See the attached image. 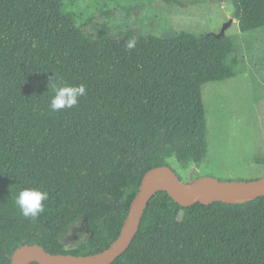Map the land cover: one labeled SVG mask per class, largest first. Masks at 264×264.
<instances>
[{"label": "trees", "instance_id": "1", "mask_svg": "<svg viewBox=\"0 0 264 264\" xmlns=\"http://www.w3.org/2000/svg\"><path fill=\"white\" fill-rule=\"evenodd\" d=\"M81 1L0 0V264L26 244L74 255L108 248L147 171L205 163L203 86L234 77L242 63L239 44L213 33L112 36L68 7ZM232 2L241 31L264 27V0ZM58 80L87 93L54 112ZM25 187L49 194L35 220L15 203ZM111 264H264V196L186 207L159 191Z\"/></svg>", "mask_w": 264, "mask_h": 264}, {"label": "rangeland", "instance_id": "2", "mask_svg": "<svg viewBox=\"0 0 264 264\" xmlns=\"http://www.w3.org/2000/svg\"><path fill=\"white\" fill-rule=\"evenodd\" d=\"M87 0L69 3L81 18L112 29V36L128 29L141 34L174 36L219 34L240 46L242 61L234 77L203 86L208 119L209 155L200 166L173 164L184 183L200 176L221 181H251L264 177V27L243 32L233 17L232 0ZM176 162V160H173ZM81 227L71 231L76 237Z\"/></svg>", "mask_w": 264, "mask_h": 264}, {"label": "water", "instance_id": "3", "mask_svg": "<svg viewBox=\"0 0 264 264\" xmlns=\"http://www.w3.org/2000/svg\"><path fill=\"white\" fill-rule=\"evenodd\" d=\"M232 23L233 19L216 36L226 37V30ZM159 191L168 192L176 202L186 207L197 202L245 203L264 196V177L251 181H221L214 177L200 176L184 183L172 167H154L144 174L121 232L108 248L91 255H74L54 254L39 244H26L14 252L12 264H111L133 242L150 200Z\"/></svg>", "mask_w": 264, "mask_h": 264}, {"label": "clouds", "instance_id": "4", "mask_svg": "<svg viewBox=\"0 0 264 264\" xmlns=\"http://www.w3.org/2000/svg\"><path fill=\"white\" fill-rule=\"evenodd\" d=\"M136 43V38L133 37L126 41V48L131 50L136 46ZM52 90L54 95L50 98V109L54 112L72 109L87 93L85 84H71L63 80H58L53 84ZM48 196V192L41 188L25 187L19 191L15 203L23 217L35 220L45 211L44 202Z\"/></svg>", "mask_w": 264, "mask_h": 264}]
</instances>
